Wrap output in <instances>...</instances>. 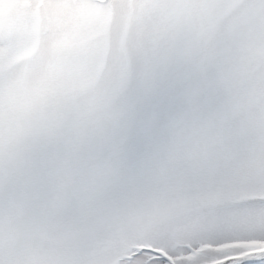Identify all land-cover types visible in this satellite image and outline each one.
<instances>
[{
	"label": "snow or ice",
	"instance_id": "1",
	"mask_svg": "<svg viewBox=\"0 0 264 264\" xmlns=\"http://www.w3.org/2000/svg\"><path fill=\"white\" fill-rule=\"evenodd\" d=\"M0 264H264V0H0Z\"/></svg>",
	"mask_w": 264,
	"mask_h": 264
}]
</instances>
